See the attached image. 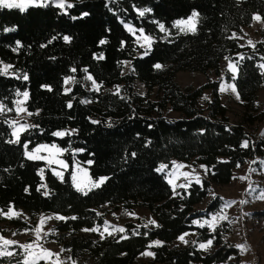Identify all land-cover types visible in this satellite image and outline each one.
<instances>
[{
    "label": "trees",
    "instance_id": "16d2710c",
    "mask_svg": "<svg viewBox=\"0 0 264 264\" xmlns=\"http://www.w3.org/2000/svg\"><path fill=\"white\" fill-rule=\"evenodd\" d=\"M69 3L73 7L66 10L53 4L30 7L24 13L0 9V61L11 65L9 74L0 75V104L12 109L0 114V211L24 210L31 216L53 213L65 217L58 230L70 239L57 241L74 256L89 255L95 264H145L139 258L149 250L155 255L148 264L226 263L238 254L225 242L230 232L228 224L211 232L194 221L208 219L223 209L221 197L211 199L204 211L197 208L209 197L212 186L228 185L235 170L253 158L264 157V137L253 141L249 134L252 126L264 118V111L257 105L264 85L259 68L264 62V37L255 47H243L236 38L244 28L252 26L255 15L264 20V0ZM144 8L151 12L140 17L136 9ZM193 10L199 13L196 34L180 33L173 23L187 19ZM84 12L89 15L72 19ZM156 22L163 23L168 31L161 32ZM125 24L138 32L142 28L152 37L148 55H143L144 49ZM5 28L15 30L5 32ZM65 35L71 38L70 43L64 42ZM101 39L106 43L101 45ZM226 57L238 62L237 78L232 80L230 74H225V79L235 84L245 109L235 125L222 102L220 82L186 90L176 82L178 73L184 71L221 76ZM126 62L132 68L128 73ZM156 64L162 67L156 69ZM87 75L109 90L90 92L85 86ZM69 76L76 83L70 92H65L64 80ZM137 80L146 86L147 96L135 95L133 85ZM118 86H122L123 96L110 91ZM209 89L213 98L203 110L199 103ZM155 90L157 99L152 100ZM24 92L28 93L26 109L32 113V126L21 134L20 143H9L15 140L11 118L16 100ZM69 102L71 108L67 107ZM169 109L180 118L165 117ZM55 132L66 135L54 136ZM244 141H248L247 148L241 147ZM24 143L28 144L27 151L41 145L62 149L61 157L68 165L63 179L46 162L29 160ZM193 159L207 167L208 176L201 184L194 183L175 194L166 174L157 169L167 165L169 171L173 160L189 163ZM76 165L87 169L92 180L108 179L83 195L72 181ZM106 205L122 206L129 212L145 207L159 226L129 223L123 233L115 236H82L86 232L83 229L104 227L107 215L101 208ZM257 217L264 220V212ZM192 230L198 232L197 243L176 247L178 237ZM125 236L128 238L122 239ZM209 239H213L214 249L204 253L199 244ZM155 241L162 244L157 246ZM22 258L20 253L0 257V264H17Z\"/></svg>",
    "mask_w": 264,
    "mask_h": 264
},
{
    "label": "rangeland",
    "instance_id": "374dc122",
    "mask_svg": "<svg viewBox=\"0 0 264 264\" xmlns=\"http://www.w3.org/2000/svg\"><path fill=\"white\" fill-rule=\"evenodd\" d=\"M69 1L70 0H66V3H69ZM50 4L55 5L54 3ZM132 28L135 30V35H133L132 32L131 33L137 41V37L140 35V33L134 27ZM263 37L264 24L255 20L251 27L244 28L243 32L240 35L236 36V38L240 40V45L243 47H253L252 45H256L263 39ZM249 41H251L252 44H249ZM142 42L143 41L141 40V43ZM229 60L230 59H227L222 62L221 76H217L214 73L203 74L199 72L184 71L178 73L176 77V82L181 86L182 89L185 90L189 88H199L207 84L208 82H220L221 85L225 86L234 84L232 82H227L225 79V74H230L232 76V72L228 69ZM232 62L237 63L234 61ZM260 64H264V62H261ZM4 65L8 64L2 63L0 61V69H2ZM10 70L11 68H9L8 71L10 72ZM131 70V63L126 62L125 73H128ZM261 70L264 74V69ZM72 85L73 83H69L67 85L65 84L66 88L69 89H72ZM85 86L90 92L93 91L91 81L86 80ZM133 87L135 95H148V90L142 82L137 80L134 83ZM117 88H119V95L123 96L124 92L122 90V86L112 87L110 88V91L116 93ZM107 90L109 89L100 88L99 92L104 93ZM220 94L223 104L228 108V116L230 118L231 124H238L242 119L243 115L245 114V109L241 106L240 99L237 100L236 95L230 90L220 92ZM157 95L158 91L155 90L151 95V99L156 100ZM27 97H24L23 94L17 97L16 102L19 100L23 109H26ZM204 97H207L208 99H204ZM212 98V90H206L202 99L200 100L199 106L203 110H205L207 108V103L211 101ZM257 105L261 111H264V85L258 94ZM28 113L29 112L27 111V109L26 111H21L19 114H17V112L15 111V115H13L11 118V125L13 121H18V124L15 125V127L17 128H19L21 125H28L29 127H31V116L28 115ZM164 114L165 117L170 120H177L180 118V115L178 113L173 112L170 109L167 110ZM23 132L25 131H22L20 133V136ZM70 132L72 133L73 131ZM249 134L250 139L253 141H257L264 137V118L263 121H258L252 126V129H250ZM45 146L48 147L42 149L39 153H36L37 155L44 157V159L38 160L46 162V164L52 168L54 174L55 172L59 171L62 172L64 176L65 169L61 165L55 162L49 163L50 160H63L61 157L62 152L57 153L56 149L51 148L50 145ZM34 150L29 152H33ZM261 161H264V157H256L249 160L243 166L239 167L237 170H235L232 181L228 185L212 186L209 197L197 207L199 210L204 211L211 199L215 197H221L224 200V207L217 214L226 215L227 220H220L217 227L222 225L223 223L228 224V226L230 227V232L227 234L225 242L229 247L235 248L238 253L235 257H232L224 264H264V220L258 219L257 217V214L264 212V200L257 199L261 190H264V165L261 164ZM173 162H176V164H182L185 167L176 168L173 165ZM202 165L203 164L198 159H193L189 163L173 160L172 168L169 171H167L165 168L163 172L166 174L168 181L169 179H172L174 184L184 185V187L175 188L174 192L175 194H177L182 188H188L192 184L196 183L194 177L197 175L199 176L200 181L202 183V181L208 176V171L206 172L205 169L201 167ZM250 168L256 169V171L250 172ZM80 169H82L83 171H80ZM193 169H195V172H193ZM74 172H76L78 180H87L88 178H90L87 169L81 166L76 165ZM185 172L190 174L189 177L186 178L182 175V173ZM84 173H87V176H85ZM241 177H245L246 179L242 180L240 179ZM58 178L61 179L60 177ZM189 180H191L190 184ZM171 186L173 188L172 184ZM252 189H255V191H252ZM241 201L247 202L241 203ZM226 202H231L230 206L225 207ZM101 210L107 215V223L110 226L109 231H112L113 233L112 235H108V233L105 232L104 238L120 234V232L113 231V228L122 227L125 229V226L129 223H132L136 226L147 225V227H152L154 225L149 224L148 221L154 220L157 222L156 218L151 214V212L147 208L142 206L136 207L131 212L126 211V209H124L122 206L113 207L108 205L103 206ZM13 211L19 212L21 215L19 217L14 216L12 219H8L6 218V216L0 215V236L4 237L5 239L18 242L17 244L9 246V251H12L13 253H15V255L17 253L23 255V249L19 248L18 245L31 243L33 240L36 239L34 229L37 227H42V239L40 240V243L43 244L44 248H47L54 253H59V260L62 261L63 264H95V260L89 255L85 253H80L78 256H74L72 252L67 249H64L59 244L57 238H62L64 241H68L70 239V237H64L58 230V226L60 225L62 220L47 219L46 222L41 226V217L47 218L59 215L53 213H44L36 216H31L24 210ZM211 217H209L208 219H203L200 222L202 223L205 220H211ZM196 226L200 227L199 224H197ZM204 227L208 228L212 232V230L207 225H205ZM100 231H104V227L100 229ZM45 233H47V235H44ZM187 234L188 235L185 236V240L188 241V243H183L178 240L177 242H175L176 247H185L189 245H195L197 243L198 232L196 230H192ZM81 235L84 237H90L95 235L101 238L99 232L93 231H86L83 232ZM237 245H244L246 251H241V249L237 247ZM62 249L63 251H61ZM213 249L214 247L212 244V246L207 251H204L202 249L201 250L204 253H209L210 251H213ZM149 251L153 252L152 250ZM55 260L56 257H52L49 261L41 260L39 264H52V262ZM152 261L153 257L151 256L142 255L139 258L140 263L148 264Z\"/></svg>",
    "mask_w": 264,
    "mask_h": 264
},
{
    "label": "snow or ice",
    "instance_id": "6c2138e0",
    "mask_svg": "<svg viewBox=\"0 0 264 264\" xmlns=\"http://www.w3.org/2000/svg\"><path fill=\"white\" fill-rule=\"evenodd\" d=\"M50 3H54L55 6L57 8H60L62 10H66V9H70L73 7V5L71 3H66V0H0V9H9V10H19L21 13L26 12L30 7H48ZM135 8V5L133 6ZM136 11L138 12V15L140 17H144L146 13L151 12L150 8H144V9H136ZM89 13L84 12L81 14L80 17H72V19H78V18H83L84 16H88ZM198 17H199V13L196 10H193L191 12V14L189 15V17L187 19H179L177 21H175L173 23V27L178 29V31L180 33H183L185 35H187L189 32L192 34H196L197 31V23H198ZM253 19L257 22H260L262 24H264V20H262L261 16L259 15H255L253 17ZM158 25V28L161 32H167L168 30L166 29L165 25L163 23H159L156 22ZM125 27L128 29L129 32H132L133 35H135V30L130 27L129 25L125 24ZM14 28H5L4 31L5 32H11L14 31ZM139 33L140 35L137 37V44L144 48V52L143 55H148L149 51L151 49V45L153 44V39L151 36L146 35L144 33V30L141 28L139 29ZM233 38H235V34H233ZM53 40L56 39V37L52 38ZM63 40L66 43H70L71 38L67 35L63 36ZM141 40L143 41L141 43ZM49 43H51V40L49 41ZM99 43L101 45L106 43V40L101 39L99 41ZM249 44H252L251 41H249ZM20 46V42L17 41V47ZM45 45H41V47H44ZM121 46L123 47V42H121ZM253 47H255V45H252ZM14 51L16 49H13ZM100 59H103V56L99 57ZM244 57L241 56L240 59H243ZM226 60L228 59L227 57L225 58ZM249 59H251V57H249ZM124 63V62H121ZM154 67L156 69H160L162 67V65L160 64H156L154 65ZM9 68H11V65H4L2 69H0V75H7L8 74V70ZM259 68L264 69V64H260ZM228 69L232 72V80H235L237 78V74H238V62L237 63H233L231 60H229L228 62ZM73 72L76 71L75 68L72 69ZM85 72H87V69H84ZM24 80L28 79L27 75L23 76ZM85 79L88 81L92 82V90L95 92H99L100 88L102 87L101 84H98L94 78L91 75H87L85 76ZM64 83L67 85L69 83H76V80L74 77H66L64 80ZM220 92H225V91H231L232 93H234L236 95L237 100L240 99V95L237 92V89L235 87L234 84H230V85H221L220 87ZM71 91V89L69 88H65V92H69ZM116 95H119V88H117V91L115 93ZM19 95V93H18ZM24 97L28 96L27 92L23 93ZM204 99H208L207 97H204ZM91 101H81V103H90ZM67 107L71 108L72 104L71 102L68 103ZM5 111H12V109H8L6 108L3 104H0V114L4 113ZM15 111L17 112V114H19L21 111H26V109H23L21 107V102L18 100L16 102V109ZM28 115H32V113H28ZM93 124H97L99 123V121H92ZM18 124V121H13L12 125H13V133L12 135L15 136V140L9 141V143H20V133L22 131H26L27 128L29 127L28 125H21L19 128L15 127V125ZM108 127H112L111 124L107 125ZM34 127V126H33ZM54 136H58V137H62L64 135H66L65 132H55L53 133ZM23 148L25 149V155L29 160H38V159H44V157L37 155L36 153H39L42 149L47 148L48 146L42 145L38 148H36L33 152H29L27 151L28 149V144L24 143ZM248 145V141H244L241 144L242 148H247ZM51 148L56 149L57 153L62 152V149L57 148L56 145H52ZM133 156H135V153H132ZM58 163L59 165H61L64 169L68 168V165L65 163V161L63 160H50L49 163ZM89 164L92 163V161H88ZM261 164L264 165V161H261ZM173 165L176 168H183L185 167L182 164H176V162H173ZM240 165L237 164V167H239ZM167 167V165H161L160 168L157 169V171H163L165 168ZM202 168L205 169V171L207 172L208 169L206 166L202 165ZM80 171H83L82 169H80ZM250 172H254L256 171V169H249ZM193 172H195V169H193ZM55 175L57 177H60L61 179H63V173L62 172H55ZM72 181H73V185L76 188V190L78 192H81L83 195H88V193L90 191H92L95 188H99L101 187L108 179V177H100L97 180H92L91 178H88L87 180L84 179H80L78 180L77 178V174L76 172H72ZM85 176H87V173H84ZM182 175L184 177H189V173L185 172L182 173ZM195 182L197 184H200V178L199 176H195L194 177ZM240 179H246L245 177H241ZM169 184L173 185V190H175L176 187H184V185H176L174 184L172 179H169L168 181ZM191 183V180H189V184ZM39 190V189H38ZM252 191H255V189H252ZM47 194V193H45ZM257 199H261L264 200V190H261L259 196L257 197ZM247 201H241V203H246ZM231 202H226L225 203V207L230 206ZM0 215L6 216V218L8 219H12L14 216L15 217H19L21 214L19 212H14L12 209H9L8 212H3L0 211ZM129 215H134V214H129ZM47 219H58V220H65L66 218L63 216H55V217H41L40 220V224L41 226L46 222ZM71 219H76V217H71ZM220 220H227V216L226 215H220V214H216L213 215L211 217V220H205L202 223L200 221H194V223L199 224L200 227H204L205 225H207L213 232L216 230V227L219 223ZM149 224L152 225H156V221L154 220H149L148 221ZM157 227L159 225H156ZM109 225L107 223V221H105L104 223V231H100V229L98 227H94L92 229H83V231H93V232H99L101 238H104V233L107 232L108 235H112V231H109ZM145 227H147V225H145ZM35 231V236L36 239L33 240L31 243H26V244H19V248L23 249V258L22 260H18L17 264H39V262L41 260L44 261H49L51 260L52 257H56V260L52 262V264H63L62 261L59 260V253H54L51 250L44 248L43 244L40 243V240L42 239L41 236V232H42V227H37L34 229ZM113 231L116 232H120L123 233L125 231L124 228H113ZM134 235H138L139 233H133ZM44 235H47V233H45ZM188 235L187 233L181 235L178 237V239L183 242V243H188V241L185 240V236ZM128 237H122V239H127ZM214 239V238H213ZM213 239H209L207 240L205 243H201L199 244V248L207 251L213 244ZM17 241H13V240H9V239H5L4 237L0 236V257H11L13 255H15V253H13L12 251H9V246L17 244ZM155 245L159 246L162 244V242L160 241H155L153 242ZM148 247H152V245H149ZM237 247H239L241 249V251H246L245 246L244 245H237ZM63 251V249L61 250ZM141 255L144 256H151L154 257V253L151 251H146L144 253H142Z\"/></svg>",
    "mask_w": 264,
    "mask_h": 264
},
{
    "label": "crops",
    "instance_id": "0c3cea01",
    "mask_svg": "<svg viewBox=\"0 0 264 264\" xmlns=\"http://www.w3.org/2000/svg\"><path fill=\"white\" fill-rule=\"evenodd\" d=\"M8 74H9V71H8Z\"/></svg>",
    "mask_w": 264,
    "mask_h": 264
}]
</instances>
